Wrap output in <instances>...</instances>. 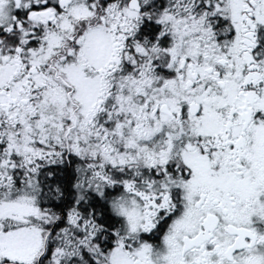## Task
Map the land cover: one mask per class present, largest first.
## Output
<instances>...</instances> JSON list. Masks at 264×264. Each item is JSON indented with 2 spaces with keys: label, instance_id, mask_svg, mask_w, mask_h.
Segmentation results:
<instances>
[{
  "label": "snow or ice",
  "instance_id": "obj_1",
  "mask_svg": "<svg viewBox=\"0 0 264 264\" xmlns=\"http://www.w3.org/2000/svg\"><path fill=\"white\" fill-rule=\"evenodd\" d=\"M0 264H264V0H0Z\"/></svg>",
  "mask_w": 264,
  "mask_h": 264
}]
</instances>
